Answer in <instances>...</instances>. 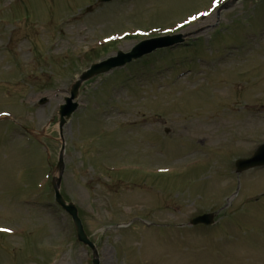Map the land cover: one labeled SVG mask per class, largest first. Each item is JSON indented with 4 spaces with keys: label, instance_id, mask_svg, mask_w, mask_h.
<instances>
[{
    "label": "rangeland",
    "instance_id": "374dc122",
    "mask_svg": "<svg viewBox=\"0 0 264 264\" xmlns=\"http://www.w3.org/2000/svg\"><path fill=\"white\" fill-rule=\"evenodd\" d=\"M213 11V0H0V117L12 119H0V226L12 231L0 264H91L53 202L58 107L89 64L140 41L98 53L104 37L183 27L188 46L84 86L62 132L61 194L100 264H264V168L234 167L264 140V2ZM210 211L216 227L177 226Z\"/></svg>",
    "mask_w": 264,
    "mask_h": 264
},
{
    "label": "water",
    "instance_id": "95a60500",
    "mask_svg": "<svg viewBox=\"0 0 264 264\" xmlns=\"http://www.w3.org/2000/svg\"><path fill=\"white\" fill-rule=\"evenodd\" d=\"M109 1V0H103ZM227 8V7H224ZM181 42V36H175L173 38H163L158 40H151L146 41L138 45L130 54L124 55L120 53L117 58L108 60L107 62L94 65L90 71L82 74L79 79L74 83V85L71 88V99L67 100V104L62 107L61 112L59 114V129L61 130L62 127L66 124V122L70 119L72 113L76 110L77 105L76 103L72 104V101L75 100L78 96L79 90L81 86L94 78L96 75H99L101 73H106L110 71L111 69L115 67L122 66L126 63L131 62L132 60L141 58L142 56L149 54L157 49L160 48H166L170 47L174 44H178ZM264 165V146L261 147L258 152L255 154V156L246 161H240L236 163V171L237 173H242L244 171H247L251 168L255 167H261ZM59 177L57 179L53 180V189L55 193V200L57 204L69 214V216L72 218V221L74 223L75 231L77 239L80 243H82L85 246H88L93 251V260L92 264H99L97 253L94 248V246L89 242L87 239L83 227L81 225L80 220L77 217V210L75 206L71 203L66 204L59 192L60 188V182H61V175H62V161L60 159V163L57 166ZM212 223V217L211 216H202L194 219L191 222V225H198V224H204V225H210Z\"/></svg>",
    "mask_w": 264,
    "mask_h": 264
},
{
    "label": "snow or ice",
    "instance_id": "6c2138e0",
    "mask_svg": "<svg viewBox=\"0 0 264 264\" xmlns=\"http://www.w3.org/2000/svg\"><path fill=\"white\" fill-rule=\"evenodd\" d=\"M218 3V0H213V5L215 6L216 4ZM201 15H209V13H202ZM198 18V17H197ZM189 22H191V21H189ZM181 27H182V25H181ZM0 231H8L7 229H0Z\"/></svg>",
    "mask_w": 264,
    "mask_h": 264
},
{
    "label": "bare ground",
    "instance_id": "6f19581e",
    "mask_svg": "<svg viewBox=\"0 0 264 264\" xmlns=\"http://www.w3.org/2000/svg\"><path fill=\"white\" fill-rule=\"evenodd\" d=\"M229 2H230V0L227 3H229Z\"/></svg>",
    "mask_w": 264,
    "mask_h": 264
}]
</instances>
